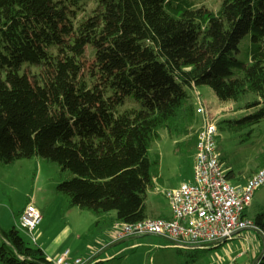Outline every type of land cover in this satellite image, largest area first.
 Segmentation results:
<instances>
[{
    "label": "trees",
    "instance_id": "16d2710c",
    "mask_svg": "<svg viewBox=\"0 0 264 264\" xmlns=\"http://www.w3.org/2000/svg\"><path fill=\"white\" fill-rule=\"evenodd\" d=\"M86 1L0 0V164L43 159L69 172L56 188L64 210L93 212L91 231L104 234L151 217L159 161L150 149L161 129L196 151L191 90L208 85L222 102L248 100L245 109L255 111L228 121L232 132L252 135L264 124V0L217 8L206 0H98L77 21ZM89 48L107 94L87 76ZM47 65L30 77V67ZM256 161L254 173L264 150ZM227 177H235L230 168ZM254 222L264 236V208ZM0 261L54 264L17 225L0 226ZM253 264H264V254Z\"/></svg>",
    "mask_w": 264,
    "mask_h": 264
},
{
    "label": "rangeland",
    "instance_id": "374dc122",
    "mask_svg": "<svg viewBox=\"0 0 264 264\" xmlns=\"http://www.w3.org/2000/svg\"><path fill=\"white\" fill-rule=\"evenodd\" d=\"M205 2L209 7L217 8L222 0H206ZM98 5V0L86 1L78 11L77 21L88 18ZM50 58L51 56H48L46 60H50ZM95 60L96 53L89 48L85 60L87 76L93 87H97L98 93L107 94V85L98 71ZM49 66L44 67L43 71L39 67L32 66L28 73L30 77L33 74L40 76L44 71L51 70ZM191 95L196 108L201 99L206 108L204 115H198L199 127L206 115L219 114L221 117L219 121V123L222 122L219 125L221 129L216 138L217 151L223 159L225 168H230L235 173V177L230 180L231 183L249 178L257 168L256 158L264 150V124L259 128L255 127L252 135L246 134L249 129L244 132H232L226 126L228 121L239 120L255 110L245 109L248 103L246 98H240L237 102L220 101L208 85L198 87L196 91L191 90ZM183 140L182 137L171 136L167 129H161L160 139L151 145V156L159 161L156 171L158 183L154 189L149 191L148 204L152 209L154 207L161 209L169 207V201L163 193L165 190H174L182 183L193 181L196 151L193 149L183 150L182 146L180 147L178 144ZM70 176L69 172L62 173L58 165L47 163L43 159L20 160L13 166L0 164V225L4 228L13 227L16 225L15 216L28 203H34L37 207L44 209V221L36 229V236L41 233L45 238L46 235L41 230L43 229V232L49 230L54 233L55 240H57L49 249L56 250L61 247L62 254L65 249L69 248L73 251V256L77 255L90 260V256L93 255L99 261L105 262L104 264H209L213 263V259L216 260V264H221L219 260L221 256L225 258L229 250L234 252L238 248V244H228L224 248L202 253L201 256L199 255L200 259L195 261H193V257L188 256V253L184 251L180 253L181 250H178L168 240L150 235L139 236L109 248V244L106 245V242L116 243L112 242L111 230L97 237L96 235L92 236L87 230L88 227L84 226L86 222L90 221L89 218L92 221L95 220L93 213H90L89 210H81L79 207L70 209L72 211L64 210L65 197L58 193L56 188ZM263 208L264 185L256 191L253 204L248 210V217L255 220L256 215ZM68 226L73 229L67 231ZM22 236L25 240L30 241L26 232H22ZM247 236H253V234L247 232ZM91 244L98 247V250L95 252L89 250L88 247ZM107 247L108 249H106ZM240 254L241 252L238 253V255ZM49 257L52 259L50 254ZM237 258H239L237 264L251 261L248 255ZM0 264H2L1 261ZM224 264H230L229 259L224 260Z\"/></svg>",
    "mask_w": 264,
    "mask_h": 264
},
{
    "label": "built area",
    "instance_id": "2783aa9c",
    "mask_svg": "<svg viewBox=\"0 0 264 264\" xmlns=\"http://www.w3.org/2000/svg\"><path fill=\"white\" fill-rule=\"evenodd\" d=\"M201 100L196 108L198 115L206 113ZM220 119L219 114L206 115L198 129L193 181L164 192L171 206V217L119 222L115 224L113 233L116 241L154 235L167 239L181 250H189L232 241L240 232L256 229L254 220L248 217V210L256 191L264 185V167L246 180L231 183L227 177L228 168H225L217 151ZM42 220V212L30 203L16 219V225L29 235L33 245L43 249L47 240L41 241L35 234ZM87 262L82 258L72 259L68 249L55 259L54 264Z\"/></svg>",
    "mask_w": 264,
    "mask_h": 264
},
{
    "label": "crops",
    "instance_id": "0c3cea01",
    "mask_svg": "<svg viewBox=\"0 0 264 264\" xmlns=\"http://www.w3.org/2000/svg\"><path fill=\"white\" fill-rule=\"evenodd\" d=\"M229 170V169H228ZM253 175V174H252ZM251 174H250V176H249V178L252 176ZM248 179V178H247ZM157 183H158V179H157V177H156V180H155V187H156V185H157ZM238 183V182H237ZM154 187V188H155ZM153 188V189H154ZM152 190V189H151ZM150 190V191H151ZM166 191V190H165ZM164 193V192H163ZM39 208V207H38ZM40 210H41V212H42V214H43V220L42 221H44V209L43 208H39ZM72 209H74V208H72ZM155 209V210H154ZM154 209H152V208H150V206H149V213H150V216L151 217H162V218H170L171 217V215H172V211H171V206H170V204H169V207L168 208H166V209H161L160 207L159 208H156V207H154ZM47 210V209H46ZM70 211H72V210H70ZM86 211V210H85ZM88 211V210H87ZM46 212V211H45ZM90 213H93V212H91L90 211ZM17 218H16V216H15V220H16ZM89 220L90 221H88V222H86L85 224H84V226H86V227H88L87 228V230L89 231V233L93 236H97V237H99V236H101V235H103V234H95L94 232H92L91 231V226H92V224H93V222L95 221H92V219L91 218H89ZM42 223V222H41ZM1 226V225H0ZM40 226V225H39ZM38 226V227H39ZM2 227V226H1ZM4 228V227H3ZM85 228V227H84ZM73 229V227H71V226H68V228H67V231H71ZM42 231V233L43 234H45L46 235V237L44 238L43 237V235L41 234V233H39L38 234V237H39V239L42 241V240H47V245H46V247H44L43 248V250L45 251V253L47 254V256L49 257V254L52 256V261L54 262L55 260H53V259H55V257L58 255V257L61 255V247L60 248H57L56 250H51V249H49L50 248V246L52 245V244H55L56 242H57V240H55V236H54V233L52 232V231H47V232H43V229L41 230ZM108 231H110V230H108ZM107 231V232H108ZM247 232H249V233H252L253 234V236H247ZM112 233V232H111ZM77 236H79V235H77ZM111 236H112V238H113V241L112 242H116V240L114 239V237H113V235L111 234ZM150 236H152V237H158V236H154V235H150ZM161 238V237H160ZM81 239V238H80ZM167 240V239H166ZM110 245L111 243L109 242H106V245ZM228 244H238V248H237V250L236 251H234V252H232L231 250H229L228 252H227V255L225 256V258L224 257H222L221 255V257L219 258V260H220V262H221V264H224V260H226V259H229V262H230V264H237V262H239V258H237V257H244V256H246V255H248V256H250V259H251V261L249 262H246V263H244V264H253L254 262H256V261H258V260H260V258H261V254H263L262 252H263V247H264V236L263 235H261L259 232H257L256 230H251V229H248V230H244V231H242V232H240L239 234H237V236H236V238L234 239V240H232V241H228V242H221V243H219V244H217V245H214V246H209V247H204V248H197V249H189V250H181V249H179V248H177L178 250H181V251H184L185 253H188V256H191V257H193V261H195V260H199L200 258H199V255L201 256V254L202 253H204V252H207V251H209V250H217V249H220V248H224V247H226ZM92 245V244H91ZM91 245H89V250H91L92 252H95L96 250H98V247H95V246H91ZM98 245V244H97ZM69 248H67V249H65V250H68ZM64 250V251H65ZM70 250V249H69ZM71 251V258L72 259H75V258H82V259H84L85 261H89V260H86L85 258H83V257H80V256H77V255H74L73 256V251L72 250H70ZM239 252H241V254L240 255H238V253ZM236 253H237V255H236ZM261 253V254H260ZM208 254V253H207ZM260 256V257H259ZM58 257H56V259L58 258ZM195 257V258H194ZM259 257V258H258ZM90 258L92 259V258H94L93 257V255H91L90 256ZM199 258V259H198ZM254 258H256L255 259V261L253 262V260H254ZM90 259V260H91ZM2 263V262H1ZM3 264V263H2ZM207 264V263H206ZM209 264H216V260L215 259H213V263H209Z\"/></svg>",
    "mask_w": 264,
    "mask_h": 264
},
{
    "label": "water",
    "instance_id": "95a60500",
    "mask_svg": "<svg viewBox=\"0 0 264 264\" xmlns=\"http://www.w3.org/2000/svg\"><path fill=\"white\" fill-rule=\"evenodd\" d=\"M136 237H131V238H128V239H125V240H121V241H118V242H116V243H112V244H110L108 247L110 248V247H114V246H117V245H119V244H121V243H124V242H126V241H129V240H132V239H135ZM217 244H219V243H215V244H212L211 246H214V245H217ZM108 247L106 248V249H108ZM263 254H264V250H263ZM262 254V255H263ZM262 255H261V257H262ZM95 259V257L93 258V260Z\"/></svg>",
    "mask_w": 264,
    "mask_h": 264
},
{
    "label": "bare ground",
    "instance_id": "6f19581e",
    "mask_svg": "<svg viewBox=\"0 0 264 264\" xmlns=\"http://www.w3.org/2000/svg\"><path fill=\"white\" fill-rule=\"evenodd\" d=\"M28 204H30V203H28ZM27 204V205H28ZM32 204H34V203H32ZM35 205V204H34ZM36 206V205H35ZM37 207V206H36ZM38 208V207H37ZM39 209V208H38ZM24 210V209H23ZM40 210V209H39ZM41 211V210H40ZM114 227H115V225L110 229L111 230V232H112V234L114 233ZM262 257H263V255H262Z\"/></svg>",
    "mask_w": 264,
    "mask_h": 264
},
{
    "label": "clouds",
    "instance_id": "9594fccd",
    "mask_svg": "<svg viewBox=\"0 0 264 264\" xmlns=\"http://www.w3.org/2000/svg\"><path fill=\"white\" fill-rule=\"evenodd\" d=\"M131 238V237H130ZM128 239V238H127ZM117 242V241H116Z\"/></svg>",
    "mask_w": 264,
    "mask_h": 264
}]
</instances>
